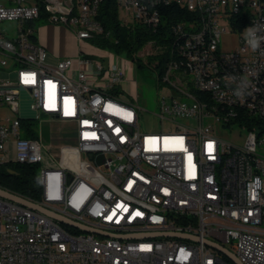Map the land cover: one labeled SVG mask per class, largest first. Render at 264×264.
Instances as JSON below:
<instances>
[{
    "label": "built area",
    "instance_id": "built-area-1",
    "mask_svg": "<svg viewBox=\"0 0 264 264\" xmlns=\"http://www.w3.org/2000/svg\"><path fill=\"white\" fill-rule=\"evenodd\" d=\"M115 1L122 25L154 31L158 5L194 11L197 34L175 40L188 20L172 29L187 75L205 69L200 83L222 105L238 101L250 113L264 112V0ZM140 2H149V12H141ZM100 3L0 0V167L36 166L40 200L15 194L97 230L0 197V264H234L206 241L233 244L242 264H264V126L225 122L222 110L191 101L167 58L155 73L170 94L158 100L155 115L168 129L146 132L139 124L144 109L126 95L120 63L104 67L96 60L92 74L80 69L74 76L72 58L47 60L36 23L60 24L92 45L105 33ZM77 18H86V29L77 28ZM227 33L237 44L222 51ZM24 98L31 115L22 114ZM43 115L66 124L71 140L64 151L73 163L38 172L44 148L24 121ZM235 124L247 131L242 144L216 134L215 126ZM32 131L35 137L24 136Z\"/></svg>",
    "mask_w": 264,
    "mask_h": 264
},
{
    "label": "rangeland",
    "instance_id": "rangeland-1",
    "mask_svg": "<svg viewBox=\"0 0 264 264\" xmlns=\"http://www.w3.org/2000/svg\"><path fill=\"white\" fill-rule=\"evenodd\" d=\"M47 24L49 23L40 21L36 23V26L41 28ZM63 27L71 33L69 28ZM236 40V36L233 34H223L220 42V50H233L237 44ZM90 47L95 49V52H91ZM90 47H86V51H84L85 54L95 55V59L100 60L104 67H107L109 63H120L124 67L125 78L129 85L128 95L135 105H139L144 109L139 120L141 128L146 132L167 131L168 124L164 123L162 125L155 113L159 112L158 100L162 96H168L170 90L168 85H160L153 68L147 64L143 67H139L136 62L122 52L115 53L93 44L90 45ZM149 47L150 45L146 44L137 53L145 63L147 62L148 55L154 52L153 49H151L153 47ZM28 103L29 100L27 98H24L21 103L23 115H31V112L28 110ZM2 114H7L11 117L16 116V114L9 112L7 109H2ZM33 126L38 132L37 135H39L44 148V161L43 164L38 167V172L43 166L54 168L62 163H73L69 158V153L64 151L66 144H69L71 140L66 137L68 133L66 124L57 120H50L46 115H43L40 119H36L35 122H33ZM215 131L220 138L234 144H242L246 140L247 131L236 124L230 128L215 126ZM225 247L231 252H235L233 244L225 243Z\"/></svg>",
    "mask_w": 264,
    "mask_h": 264
},
{
    "label": "trees",
    "instance_id": "trees-1",
    "mask_svg": "<svg viewBox=\"0 0 264 264\" xmlns=\"http://www.w3.org/2000/svg\"><path fill=\"white\" fill-rule=\"evenodd\" d=\"M160 24L157 30L148 29L141 23L122 25L115 0H101L98 18L102 22L105 33L92 39V44L106 48L115 53H124L137 63L139 67L145 64L160 73L164 61L171 56L174 43L173 26L180 21L197 19L194 11L175 3L158 5ZM149 41L155 45V52L149 54L147 62L138 56V52ZM171 46V47H170ZM171 48V50H170ZM159 49V50H158ZM158 59V64H155ZM32 125V121H24ZM25 137H35L34 131L25 133ZM0 186L11 192L40 200L41 189L36 166L27 164H13L10 167H0Z\"/></svg>",
    "mask_w": 264,
    "mask_h": 264
},
{
    "label": "bare ground",
    "instance_id": "bare-ground-1",
    "mask_svg": "<svg viewBox=\"0 0 264 264\" xmlns=\"http://www.w3.org/2000/svg\"><path fill=\"white\" fill-rule=\"evenodd\" d=\"M75 1L65 0L67 7H75ZM91 3H99V0H91ZM140 10L141 12H149V2H140ZM196 25V18L188 20V26L179 27V33H175V40L184 41V34H197V27H194ZM76 26L79 29H86V18H77ZM149 45L153 47L151 49L155 52L154 43L151 41ZM171 45L173 46L172 50L170 48L171 56L169 58L173 63L175 78L179 82L187 83L185 84V91L191 94V101L200 103L204 110H222V113L225 114V122H232V118H234L235 121L245 123V125L264 126V112L250 113L238 105V101H229L228 105H222V101H218V98L212 95L211 90L203 87L199 76H205V69H198V76L187 75V65L180 61L177 44Z\"/></svg>",
    "mask_w": 264,
    "mask_h": 264
},
{
    "label": "crops",
    "instance_id": "crops-1",
    "mask_svg": "<svg viewBox=\"0 0 264 264\" xmlns=\"http://www.w3.org/2000/svg\"><path fill=\"white\" fill-rule=\"evenodd\" d=\"M38 41L46 48L48 52L47 60L49 62H56L59 59L70 57L73 60V65L70 70V74L76 75L78 70L85 69L92 74L94 69L95 55L85 54L86 47L90 45L86 42H80L73 34H71L66 28L60 25L47 24L39 28ZM91 52H95V49L90 47ZM79 58H88L92 60V64L85 65L80 62ZM125 93L129 96V85L126 78L123 82Z\"/></svg>",
    "mask_w": 264,
    "mask_h": 264
},
{
    "label": "water",
    "instance_id": "water-1",
    "mask_svg": "<svg viewBox=\"0 0 264 264\" xmlns=\"http://www.w3.org/2000/svg\"><path fill=\"white\" fill-rule=\"evenodd\" d=\"M0 197H3V198H6V199H9L11 201H15L17 203H20L24 206H27V207H30V208H33V209H37L45 214H48L49 216L61 221V222H65V223H69V224H74L78 227H81L83 228L85 231H94V232H97V230H94L88 226H84V225H81V224H78V223H75V222H72L71 220H69L68 218L62 216V215H59L51 210H48L47 208L39 205V204H36V203H33L31 201H29L28 199L22 197V196H19L13 192H10L6 189H3L0 187ZM166 235H172V236H175V237H179V238H187V239H192V240H197L196 237L194 236H191V235H188V234H184V233H166ZM131 237H139V235H133ZM209 245H212L214 248H216L219 252H221L222 254H224L229 260H231L234 264H242L240 262V260L238 259V257L233 253L231 252L230 250L220 246V245H217V244H213L209 241H206Z\"/></svg>",
    "mask_w": 264,
    "mask_h": 264
}]
</instances>
